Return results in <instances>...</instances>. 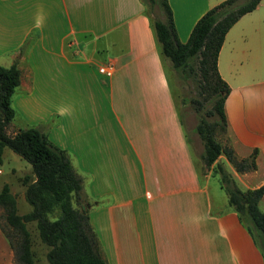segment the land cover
<instances>
[{
	"label": "crops",
	"instance_id": "1",
	"mask_svg": "<svg viewBox=\"0 0 264 264\" xmlns=\"http://www.w3.org/2000/svg\"><path fill=\"white\" fill-rule=\"evenodd\" d=\"M167 1L185 41L221 0ZM105 61L114 64L109 76L98 71ZM12 63L19 82L6 132L36 126L66 151L107 264H263L227 198H211L212 174L197 170L143 0H0V64ZM216 67L229 87L228 144L238 157L257 149L254 169L230 173L242 188L258 186L264 0L225 31ZM0 240L7 264L1 230Z\"/></svg>",
	"mask_w": 264,
	"mask_h": 264
},
{
	"label": "trees",
	"instance_id": "2",
	"mask_svg": "<svg viewBox=\"0 0 264 264\" xmlns=\"http://www.w3.org/2000/svg\"><path fill=\"white\" fill-rule=\"evenodd\" d=\"M258 1H219L195 20L185 41L177 37L167 0H149L150 7L158 6L159 17H150L146 13L168 83L169 70L179 79L190 78L198 95L194 99L196 109H200L204 102L209 104L194 125L202 143L199 157L205 166L215 164L219 186L226 194L227 203L259 248L264 264V211L258 206L264 183L242 188L217 161L222 155L235 171L252 170L256 167L257 149L253 148L249 155L238 158L229 144L216 138V133L226 132L223 102L229 89L217 71V52L229 26L242 13L255 7ZM18 82L16 65L0 64V156L3 146H8L30 164V172L21 177L29 210L18 213L8 183L0 186L3 218L0 230L12 250V262L33 264L26 222L34 221L39 240L46 246L47 264H107L88 219L87 201L81 194V178L73 169L66 151L51 143L36 126L21 127L12 134L6 132L14 114L10 98ZM55 209L58 211L56 216L49 218L48 213Z\"/></svg>",
	"mask_w": 264,
	"mask_h": 264
},
{
	"label": "rangeland",
	"instance_id": "3",
	"mask_svg": "<svg viewBox=\"0 0 264 264\" xmlns=\"http://www.w3.org/2000/svg\"><path fill=\"white\" fill-rule=\"evenodd\" d=\"M143 1L146 12L149 14L150 17H159L161 15L160 10L156 4L150 7L149 0ZM168 78L169 89L173 98V102L176 106L179 119L181 120V124L183 126V130L185 131V134L187 136L189 149L191 151V155L193 156V160L195 161L197 170L202 176L204 173H209L210 175L212 174L210 177H208L207 182L208 191L211 198L214 201H218L219 199H226L223 189L219 186L217 174L218 172L215 167V164L212 163L209 166H205L199 157V154L202 151V143L194 129V125L197 121L198 115L202 114L204 112V109L208 107L209 104L208 102H204L200 109H196L197 104L196 102H194V99L198 98V95L195 91L193 81L190 78L179 79L176 76L174 77L171 70H169L168 72ZM216 138L222 143L228 144L229 142L226 132L216 133ZM217 161H220L224 169L229 173L233 171L234 176L239 173L234 171L231 164L225 162L222 155L218 157ZM29 172V162L23 157H21L18 153L12 151L8 146H3L0 156V186L4 182L8 183L9 189L14 194L16 200V209L18 213H23L30 209V205L24 199V185L21 182V177L23 176V174ZM57 212L58 211L55 209L51 213H48V217H55ZM0 222H3L1 207ZM26 226L29 230L31 238L33 264H47V261L45 259L46 246L39 240L34 221H27ZM4 241H6V239ZM3 245L4 242L0 240V264L5 263L3 256ZM5 258L8 261L7 264H13L12 253L11 256H5Z\"/></svg>",
	"mask_w": 264,
	"mask_h": 264
},
{
	"label": "built area",
	"instance_id": "4",
	"mask_svg": "<svg viewBox=\"0 0 264 264\" xmlns=\"http://www.w3.org/2000/svg\"><path fill=\"white\" fill-rule=\"evenodd\" d=\"M114 69V64L111 61H105L104 63L98 66V71L104 75H111Z\"/></svg>",
	"mask_w": 264,
	"mask_h": 264
},
{
	"label": "water",
	"instance_id": "5",
	"mask_svg": "<svg viewBox=\"0 0 264 264\" xmlns=\"http://www.w3.org/2000/svg\"><path fill=\"white\" fill-rule=\"evenodd\" d=\"M87 205V204H86Z\"/></svg>",
	"mask_w": 264,
	"mask_h": 264
}]
</instances>
